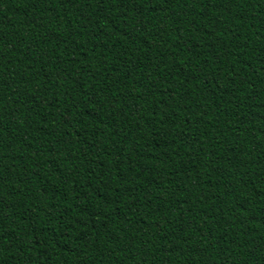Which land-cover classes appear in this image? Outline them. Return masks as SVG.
Masks as SVG:
<instances>
[{
    "label": "trees",
    "instance_id": "obj_1",
    "mask_svg": "<svg viewBox=\"0 0 264 264\" xmlns=\"http://www.w3.org/2000/svg\"><path fill=\"white\" fill-rule=\"evenodd\" d=\"M0 264H264V0H0Z\"/></svg>",
    "mask_w": 264,
    "mask_h": 264
}]
</instances>
